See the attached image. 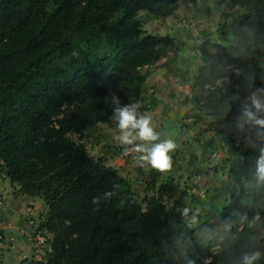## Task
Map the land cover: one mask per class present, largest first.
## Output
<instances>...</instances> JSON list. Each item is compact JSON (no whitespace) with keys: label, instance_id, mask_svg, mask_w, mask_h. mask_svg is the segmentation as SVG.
<instances>
[{"label":"trees","instance_id":"1","mask_svg":"<svg viewBox=\"0 0 264 264\" xmlns=\"http://www.w3.org/2000/svg\"><path fill=\"white\" fill-rule=\"evenodd\" d=\"M184 1L200 0H0V172L12 189L43 200L39 232L52 236L46 260L29 264H242L253 252L264 264L256 176L264 130L239 126L248 97L264 89V0H227L243 10L235 44L198 48L191 88L206 95L190 102L233 159L222 209L191 229L169 182L143 208L131 182L81 143L112 120L111 93L122 104L141 101V70L177 53L175 38L143 35L138 14L165 19Z\"/></svg>","mask_w":264,"mask_h":264},{"label":"rangeland","instance_id":"2","mask_svg":"<svg viewBox=\"0 0 264 264\" xmlns=\"http://www.w3.org/2000/svg\"><path fill=\"white\" fill-rule=\"evenodd\" d=\"M242 14L243 10L232 7L227 0H200L196 3H190L186 1L180 2L177 10L172 15V17L174 18L171 17L162 19L153 17L147 13H139L137 16V20L139 22V26L142 30L143 35H172L178 44V52L179 50L182 51L185 47L187 48V45H184L183 47L181 46V44L187 43L189 45L191 44L189 51L195 53L196 51H198L199 47L207 44H221L226 46L234 45L235 39L232 36L231 30L232 27L237 23L238 19L242 16ZM222 16H225L226 20H221ZM198 58L200 60V56L197 55L194 62L195 72H198V70H196V65H198ZM172 59L173 57L169 56V58H166L165 60L167 62L171 60L172 62ZM150 70L151 67L143 69L141 71L147 73ZM187 76L191 77L189 78V86L191 87L195 75L192 73H188ZM196 92L198 93V95L194 96L193 98H196L198 100H201L206 95V91L204 90L196 89ZM146 94L147 91H144V95ZM201 113L202 115L206 116L203 112ZM203 118L208 120L206 126L211 132L210 137H214V127L210 124L209 118L207 116ZM152 125L154 127L153 123ZM70 137L74 140L78 139L75 135H71ZM195 146H198V148H195ZM201 146V140H196L192 143L188 142L185 153L181 154L188 157L191 161L189 165L192 170H190L189 179L186 178L189 175H186L185 178L179 179L175 178L177 174H170V170L161 173L151 169L150 167H146V173L144 174L145 179L143 177V183H141L140 185L138 184V186H140L142 189L148 191V196H145V194L141 196V203L143 205V208H145L146 198L149 197L152 193H156L159 191V189H162L163 187L168 185V182L171 183L173 187H177V193L182 194L185 208H188L191 214V218L187 222L188 226L191 229H194L203 223L205 216L210 212V209L212 207L222 209L227 204L230 192V184L227 178L228 169L233 159L231 155H229L227 148L219 141L218 138L211 143L212 148L210 149V152L207 151L205 153H202L198 157L196 155V152L197 149L198 151H201ZM122 151L123 149H116L114 154L119 160L124 161L127 166H130V163H133V161H129L126 158L122 157ZM175 153V150L173 151V153H170V156L172 158V167L177 165L173 162L176 161L174 160V158L177 156ZM213 161L218 162V164L212 165L211 163ZM2 168L3 164L0 162V170ZM187 170L188 169L184 170V172ZM1 173L2 172H0V177ZM126 177L128 176L126 175ZM4 181L9 180L6 178V180ZM129 181L131 182L132 179H129ZM8 183V194L0 195V222H2V224L7 223V227H11L13 226V223L18 222L19 219L22 218L23 214L24 218L28 216V213L35 214V218L31 220L32 228L26 229L23 225L22 230L23 232H28V243L32 249V256L35 257V259L33 260H46V257L50 252V243L52 236L48 233H44L43 235L47 242L42 246H36L31 239L34 236L35 232L39 231L40 224L44 221L47 209L46 205L41 198L34 200L36 202H27L28 199H25V197L27 196L23 195L17 187L15 189H12L10 182ZM152 185L154 190L150 189ZM167 188L168 186L165 187V189ZM179 196L180 195H177V197ZM163 202L167 206H172L174 200L164 199ZM230 228L231 226L227 227L228 230ZM14 231L15 230L11 231L12 236H17L18 234H15ZM19 237H21L23 240L24 238L25 240H27L26 235L24 234L20 235ZM259 238H264V231H261L259 233ZM12 239L13 238L10 237L11 242ZM3 241L4 236H2V233L0 231V242Z\"/></svg>","mask_w":264,"mask_h":264},{"label":"crops","instance_id":"3","mask_svg":"<svg viewBox=\"0 0 264 264\" xmlns=\"http://www.w3.org/2000/svg\"><path fill=\"white\" fill-rule=\"evenodd\" d=\"M170 37L173 36L171 35ZM184 45L188 47L172 55V62L171 60L167 62L165 59H162L147 72L148 76L144 83L142 100L140 101L142 104L140 111L147 112L151 115L154 129L160 134V139L164 140L169 138L175 142V154L177 156L174 158L176 161L173 162L177 165L171 167L170 174H177L178 177L176 176L175 178L179 179L185 178L186 175H189L186 177L189 179L190 170H192L189 165L191 163L189 158L181 155L185 153L188 142L192 143L196 140H201V151L197 149L196 152V155L199 157L202 153L210 152L212 148L211 143L217 139L215 132L214 137H210L211 132L206 126L208 120L203 118L206 116L202 115L190 102V99L198 95V93L196 89H192L189 86V78L191 77L187 76V74L192 73L195 76L197 75V71L195 72L194 70V62L195 57L197 55L199 56V53L198 51L195 53L189 51L191 44H181L182 47ZM196 66V70L201 66L199 58L198 65ZM142 73L145 74L146 72ZM144 91H147L146 95H144ZM117 135L118 129L116 128L115 122L111 120L109 123L98 125L89 131L81 143L94 159H101L106 167L117 170L121 177L128 180L132 179V189L140 197L143 194L148 196V191L138 186V181L140 185L145 179L144 174L146 173V168H138L134 162L130 163V166H127L124 161L119 160L115 156V150L122 149L115 140ZM195 148H198V146H195ZM211 164L217 165L218 162L213 161ZM186 169L188 170L184 172ZM8 182L10 181L0 179V195L8 194ZM151 187L153 190V185ZM25 199H28V201L26 200L27 202H36L34 200L38 198L25 197ZM35 216V214L28 213V216L24 218L23 214L22 218L18 222L13 223L11 227H7V223L2 224L0 222V231L2 236H4V241L0 242V264H29L35 259L32 256V249L28 243V232H23L22 230L23 225L26 229L32 228L31 220ZM12 230H15L14 233L18 235L12 236ZM23 234L26 235L27 240L19 237ZM10 237L13 238L12 242L10 241Z\"/></svg>","mask_w":264,"mask_h":264},{"label":"clouds","instance_id":"4","mask_svg":"<svg viewBox=\"0 0 264 264\" xmlns=\"http://www.w3.org/2000/svg\"><path fill=\"white\" fill-rule=\"evenodd\" d=\"M258 93H264V89L253 92L242 108L240 117V127L245 123L253 124L264 130V118L258 117V113L264 112V102ZM112 106L111 118L118 129L116 142L122 147L124 155L132 157L134 164L138 168L150 167L158 172H167L172 167L170 153L176 148V144L171 139H160V134L152 125V117L147 112H141L140 101L122 104L120 98L111 93L109 98ZM256 176L258 180L264 181V148L260 149V155L256 161ZM106 196L110 194H105ZM98 202L94 199V203ZM188 208L183 210L187 215ZM260 252L245 253L242 256V264H257L260 259Z\"/></svg>","mask_w":264,"mask_h":264},{"label":"built area","instance_id":"5","mask_svg":"<svg viewBox=\"0 0 264 264\" xmlns=\"http://www.w3.org/2000/svg\"><path fill=\"white\" fill-rule=\"evenodd\" d=\"M121 156L124 157V158H126L129 161H133L132 157L129 156V155H124L123 151L121 152ZM0 178H2L1 180H5L6 179L3 172L1 173V177ZM139 183L140 182L138 181V184ZM43 234L44 233H42V232L36 231L35 234H34V236L31 238L32 241H33V243L36 246L45 245V243L47 242V240L44 238V235Z\"/></svg>","mask_w":264,"mask_h":264}]
</instances>
